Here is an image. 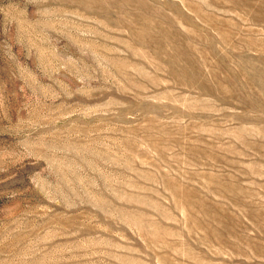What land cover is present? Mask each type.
<instances>
[{
	"label": "rangeland",
	"instance_id": "1",
	"mask_svg": "<svg viewBox=\"0 0 264 264\" xmlns=\"http://www.w3.org/2000/svg\"><path fill=\"white\" fill-rule=\"evenodd\" d=\"M0 264H264V0H0Z\"/></svg>",
	"mask_w": 264,
	"mask_h": 264
}]
</instances>
